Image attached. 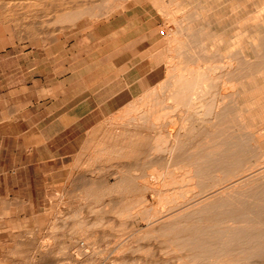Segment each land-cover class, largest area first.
Returning <instances> with one entry per match:
<instances>
[{
  "label": "rangeland",
  "instance_id": "374dc122",
  "mask_svg": "<svg viewBox=\"0 0 264 264\" xmlns=\"http://www.w3.org/2000/svg\"><path fill=\"white\" fill-rule=\"evenodd\" d=\"M166 3L171 7L169 0H0V118L9 115L12 109L19 110L21 117L29 89L32 96H36V88L64 82L56 90L59 97L55 105L61 106V121L55 130L44 131L46 138L56 135L51 143L37 144L39 131L31 130L29 134L23 130L22 122L0 123V264H183L185 261L201 264L200 260L204 264L206 258L207 264H229L230 261L232 264L235 256L237 260L242 254L231 250L218 262H213L214 257L209 258L211 248L204 245L202 235L190 233L192 227L188 221L191 219L185 212V209L190 212L197 208L190 206H194L199 196L189 198L186 194L189 200L185 197L180 200L182 206L175 204L183 190L186 191V182L185 186L172 183L167 188L166 185L163 188L142 185L144 179H151L153 174L151 180L157 177L159 170L154 173L155 166L163 170L166 167L167 172L163 173L168 176L184 173L192 159H199L197 156L204 157L210 165L214 157L210 153L217 143L220 146L217 140H221L219 136L215 140L216 135H208L214 128L208 115L204 120L192 122L195 132L190 130L186 133L188 137L184 135L187 138L182 136L185 142L191 139L186 145L181 136L175 141L183 158L170 160L164 150V154L161 150L153 154L156 151L151 143L158 128L150 122L137 127L127 115L130 108L137 110L147 105L150 108L154 103L149 110L160 111L161 107L165 108L164 99L172 103L171 98L167 99L171 87L168 77L177 53L169 48V40H172L170 34L174 35L177 23L162 10ZM191 5L185 1L172 8L177 7L178 15L182 16L190 12ZM70 108L71 112L66 113ZM255 121L253 127L257 128L260 123ZM166 124L162 125L164 131L174 137L175 128L171 130ZM205 133L211 136L205 140L211 143L213 138L215 146L203 147L209 143H203ZM198 140L200 144H196ZM223 144L218 146L222 151L228 149V144ZM192 146L205 149H198V154L195 149L191 151ZM181 147L187 154L185 157ZM254 148L251 147L253 151L247 157L251 161L263 157L264 142L257 149L261 153L256 146ZM218 150L214 155H219ZM238 155L234 157L237 161L246 158ZM202 161L200 163L205 165ZM212 164L216 168V162ZM204 165L201 166L203 174L204 170L206 172L204 176L208 173L206 168L213 170H209L211 174L223 175L212 165ZM262 168L255 167L257 171H254ZM203 178L208 183L214 180ZM130 181L133 185L135 181V185ZM165 188L168 194L173 191L171 195L176 197L173 205L181 207L171 212L174 217L170 221L166 219L170 206L158 205L159 197L166 194ZM183 209L187 216L182 213L178 217L177 212ZM174 218L177 223L172 220ZM169 223L171 231L170 225L166 226ZM204 224L202 222L201 227ZM195 226L198 225L193 228ZM175 229L179 232L177 235ZM161 230L166 233L163 235ZM180 232L184 238L194 235L193 241L198 237L196 244L192 238L184 241ZM207 251L210 253L204 259ZM198 252L197 257L194 253ZM258 256H251L253 259L248 256L246 261L245 257L239 259L246 264H264V255ZM239 259L235 264L241 263Z\"/></svg>",
  "mask_w": 264,
  "mask_h": 264
},
{
  "label": "bare ground",
  "instance_id": "6f19581e",
  "mask_svg": "<svg viewBox=\"0 0 264 264\" xmlns=\"http://www.w3.org/2000/svg\"><path fill=\"white\" fill-rule=\"evenodd\" d=\"M185 1H188L192 4L190 8L191 10L190 12L187 10L188 13L187 14L184 13V15H182L183 14L182 10L184 12V9H182L180 11L181 13L180 15L182 16H179L178 15L179 13H177V9H176L177 7L174 6L172 8V5H177ZM169 3L171 7L168 6L166 3L164 5L161 4L164 6L161 8H163L162 10L166 11L172 17L171 19L175 23H177V29L174 31V35L172 36L171 35L172 33L170 34L171 36L170 39L172 38V40H169L171 41L170 43L171 46L169 48L174 49L177 55H175L176 58L174 57V55L172 56L175 59L174 60L172 59L173 62L171 61L172 65H170L171 67L170 69L172 70L169 76L171 78L168 77L171 85L170 93L168 94L169 98L165 97L167 99L171 98L170 101H172V103L169 104L165 102L164 99L163 101L165 104L164 105L165 108L163 110L162 109L163 107H161L160 111H155L152 109L149 110L150 108H152L151 105L154 104L152 102H151L152 104L149 106L150 108L147 107L148 105L147 106L143 105L145 108L142 107L141 109L140 107L139 109L137 108V110L135 108H134L135 110L134 109L130 110L131 108L129 107L130 108L129 109L127 107L129 109L128 112L126 110V112L128 113L127 115L128 116L130 115L131 120L133 119L135 121L137 127H143L147 125V123L149 122L152 123L151 125L157 127L158 131L156 132V136L154 135L155 136L154 142L153 144L151 143L152 146L149 145L152 147L153 151H156L153 154L156 155V153H159L157 151L164 150L168 153L167 156L170 160H176V161L178 157L182 156V155L180 156L181 150L179 151L176 146L177 144L176 142L178 141L180 136L182 138L181 140H183L182 136L184 135L187 136L186 134L187 131L192 130L195 132V129H193L194 127L193 123L198 120H204L208 115H210L211 118L208 119H211L213 121L212 125L214 124L213 125L214 128H212V130L209 131L210 134L208 135L212 136L213 134V137L216 135L215 140L219 138H221L222 140L225 137L224 140L221 141L219 139L217 141L220 142V146L225 145L223 143H227L228 149L226 148L224 151L226 152L227 150L228 152L225 154V152L222 151L221 148H219L220 147L219 143H217L218 145H216L217 147L219 146L218 147L219 150L216 149L217 147L216 148L213 147L215 146L214 144H212V142L215 143L213 138H211L212 139L211 143L209 142V140H205L208 137L206 135L208 133L207 132L205 133L206 136L203 137L204 140L202 138L201 139L203 140V143L204 141H208L210 144L209 143L205 144L206 146L203 147H207V145L212 144L213 146L211 147H213V149L215 148V150H213L210 147V151L211 149L213 151V152L211 151L210 154L211 155L213 154L214 157L217 155V154L214 155V153H216L215 151L217 150L218 152L220 151L219 155H217L218 157H216L217 161L214 160L215 158L211 156L213 158V161L216 162V165L214 164L216 168L212 164L214 163L213 161L209 165L206 163L208 160L207 161L205 160L206 162L204 161L205 159L204 157H203L204 159L202 158L203 161L202 159H200V156L197 157L200 159V162L201 161L204 162L205 165L208 166L212 165L216 171L221 170L223 175L212 173L214 174L213 175L214 177L212 176L214 179L213 180L212 177H210L212 174L209 172L211 168H206V170L208 169L207 174L209 176L207 174L204 176L206 172L204 170V174H203L202 172L203 168L201 167L204 164L203 163L201 164L199 162V159L196 158V159H192L190 163H188L189 164L188 166L186 165L185 168L186 170L185 171L183 170L184 173L180 172L181 174L174 173L165 176L163 172L166 171V167H164L163 165L164 170L160 168L161 170H163L160 171V169L159 168L157 169V167L155 166L153 167L154 169L153 168L152 169L154 170V173H156L157 170H159V172L156 173L157 177L151 180L153 176H155L152 173L153 176L151 175L152 176L151 179H144L143 181L144 184L142 185L153 188L155 187L158 188V186H162L163 188L165 187L164 185H166L167 188V185L172 183L173 184L178 183L177 186H179L180 183H183L181 185L185 186L184 182H186L187 183L186 191L183 190L182 188L183 193L181 195V198L179 199V202L177 201L175 202V204L176 203L179 204L176 205L177 207L181 205L180 200L185 198L186 194H189L188 195L189 198L192 197L195 198L194 196L196 195L199 196L198 199L193 204L194 206L192 205L190 206V208L191 207L193 208L197 207V208H195V210L193 209V211L190 212L186 211L185 209V212H188L187 213L188 217L189 219H191V221H188L191 227L193 228L194 225H198L194 227L195 229L193 228L194 231H192L193 229L191 228L190 233L193 232L192 234L197 236L202 235L204 245L209 246L211 248L210 249L208 247L211 250V253L208 252L210 251L208 249V251L205 254H203L204 259L206 258L205 255L207 256V254L210 253L208 254L210 255L209 258L214 257L213 262L214 261L218 262L221 256L226 255L224 253H227L228 251L231 250L233 251L238 250L239 252H241L242 254L241 255L239 254L240 255L239 258L245 257L244 260L248 256L250 258L251 256H254L253 258H256L258 255H262L263 257L264 255V169L262 168V170L255 172L257 171L255 170V167L257 169L264 167V155L261 158V156L259 157V155L257 154L258 155L257 157H259L260 159L256 161L255 160L251 161L247 157H249L248 155L251 153V151H253L251 150V147L253 149L254 146H256V150H257L264 142V0H169ZM172 51L173 50H171V52ZM169 80L168 83L166 84H169ZM169 86L166 85V87ZM164 90H166V88H164ZM158 102L159 100L157 101V103ZM166 104H169L168 107L166 106ZM161 106H163L162 102H161ZM132 113L135 115L131 116ZM124 115H121V118L125 119ZM119 116L118 119L120 118ZM255 119H257L260 123V126L257 128L253 127L256 122ZM188 122L191 125H189ZM163 124H166V126L169 124V126L172 129L169 126H168L169 128L167 127L168 129L174 130L173 128H175L176 133L173 134L176 135H174L173 137L172 134L170 135L168 132L166 133L164 131L165 127L164 128L162 127ZM171 130H169V132H171ZM204 130L203 132H205ZM186 136L184 137L187 138L188 136L187 137ZM217 136H219V138ZM187 141L185 142L183 140V142H185V145L187 144ZM194 142H196V140ZM200 143L201 142L196 144H200ZM183 145L184 144H182V146ZM194 146L196 147L197 145H195L194 143ZM194 146H192L193 148L191 151H194L195 149L198 152L199 150L202 151L203 149H205V148H201L200 146L198 150L197 148H194ZM183 149L184 148H182V152ZM164 151L162 152L163 154ZM206 153L205 156L209 154L208 153L206 155ZM238 153H239L238 157H240V155H243V158L244 156L246 158L242 159L241 161L240 160L237 161V158L234 159V157ZM185 154L186 153H184V157L187 155ZM252 154L255 155L254 152ZM200 155L202 156L201 153ZM158 157L159 155L157 156V158ZM188 157L190 158V156ZM251 158H253V156H251ZM158 159L160 160L161 158ZM183 160L186 161L185 159ZM209 162H211V160H209ZM158 166L160 167L161 165ZM177 166L179 167V164ZM181 167L182 166H180V168ZM194 170L195 172H193ZM180 171H182V168ZM210 171L213 172V170ZM195 177H197L196 180L197 182H194L196 179ZM203 177L206 178L208 177V179H212L213 181L210 183L211 181L210 180L208 183L206 179H204ZM201 178H203V180L206 183L203 181V183L201 184V180H202ZM135 181H134V185H135ZM130 182L132 183L133 181ZM140 183L141 182H139V184ZM220 184H222V187L218 188V185ZM134 185L132 183V186ZM169 187L168 189H170ZM166 188H165V192L167 191ZM159 190L161 189L159 188ZM171 194L170 193L168 194L166 192L164 196H161L158 199V203H159L158 205L161 204V206L162 205L170 206V211L169 209L166 210L169 211L168 213L166 212L168 214L166 219H169V221L171 217L172 218L174 217V214H172L171 212H173V210L176 209L178 210L181 208V207L177 208L175 204L173 205L174 200H176V197ZM174 194H177V192L175 191ZM184 203H186V201H184ZM188 206L186 208H188ZM122 209L124 211L126 210L124 208ZM123 210L122 212H124ZM154 211L152 212L154 213ZM158 211H159V207H158ZM182 211L183 212L180 213L179 210V212H177L178 214L176 215L177 216L179 215L178 217H180L181 216L180 214L185 213L184 209ZM126 212L128 213L127 210ZM203 213L205 215H203ZM146 214L149 213L146 212ZM237 215H239V217H237ZM163 216L164 215L162 214V217ZM183 216L184 215H182V217ZM185 216H187L186 213ZM166 219H164V221ZM172 220H174L175 222V218ZM186 222L184 223V225L186 224ZM202 222L203 224L205 223L203 225L204 227H201L200 225ZM175 223H177V219ZM169 225L170 223L168 225L166 224V226ZM170 227L171 225L169 226V228ZM187 229L189 228L187 227ZM161 231H163V235L166 233V231L164 233V230ZM187 231L189 232V230ZM178 233L179 232L177 231L175 235H177ZM194 235L192 236L194 237ZM193 237L189 235V237L187 236L185 238H188L187 240L192 238L193 241ZM182 238L185 241L184 235ZM196 238L198 239V237ZM197 239L194 240L196 241ZM195 241L193 242L196 244ZM198 245H200V243ZM176 246L177 245H175V247ZM192 248H190V250ZM203 250H205V248ZM194 254L195 255L197 254L198 257L199 252ZM201 254L202 253L200 251V255ZM202 256L199 257L202 258ZM191 258L193 257L191 256ZM203 258L202 260H204ZM228 258H229L228 261H230L231 257L228 256ZM236 258L237 256H235V262L233 261L234 259H232L234 264L239 259L238 258L236 260ZM197 259L195 260L196 262L198 261ZM205 261H206L205 263L207 264V258ZM250 261H248V263H250ZM202 262L200 260L199 263L202 264ZM185 263L190 264L191 262L185 261L183 264ZM241 263L246 264V262H241ZM208 264L210 263L208 262Z\"/></svg>",
  "mask_w": 264,
  "mask_h": 264
},
{
  "label": "crops",
  "instance_id": "0c3cea01",
  "mask_svg": "<svg viewBox=\"0 0 264 264\" xmlns=\"http://www.w3.org/2000/svg\"><path fill=\"white\" fill-rule=\"evenodd\" d=\"M134 81L137 82L139 79ZM63 84V81H58L48 86H40L36 88L38 91L36 96H32L29 89L28 94L25 95V106L21 111L22 116H18L19 110L12 109L8 112L9 115L0 118V123L10 122L11 120L22 122L23 130L29 132V134L31 130L39 131L40 140L37 144L47 145L51 143L56 135L46 138L44 131L47 129L55 130L58 126L57 124L61 121V113L59 112L61 106L56 107L55 104L59 97L56 93L57 87H62ZM70 112L71 108L66 111V113Z\"/></svg>",
  "mask_w": 264,
  "mask_h": 264
}]
</instances>
